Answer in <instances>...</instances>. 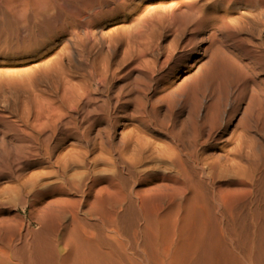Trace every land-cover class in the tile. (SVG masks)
<instances>
[{
  "label": "bare ground",
  "instance_id": "bare-ground-1",
  "mask_svg": "<svg viewBox=\"0 0 264 264\" xmlns=\"http://www.w3.org/2000/svg\"><path fill=\"white\" fill-rule=\"evenodd\" d=\"M43 1L60 2L28 0L21 19L0 0V111L11 119L0 128V264H264L235 230L244 218L264 222V100L254 83L244 81L228 114L219 91L104 97L92 85L143 57L153 0H122L118 11L78 0L74 25L59 28L50 10H33ZM134 4L142 28L128 34ZM214 6L235 25L256 9L264 26V0ZM161 102H182L180 117Z\"/></svg>",
  "mask_w": 264,
  "mask_h": 264
},
{
  "label": "rangeland",
  "instance_id": "rangeland-1",
  "mask_svg": "<svg viewBox=\"0 0 264 264\" xmlns=\"http://www.w3.org/2000/svg\"><path fill=\"white\" fill-rule=\"evenodd\" d=\"M122 0H102L114 8L121 10ZM154 12L151 14L149 28L146 30L150 34L149 41H141L139 45L143 48V57L139 62L126 67L116 77L110 78L104 85L93 84L92 89H100L103 96H111L119 92L131 90L133 94L140 91L147 93H177L182 91L198 90L199 92L210 93L219 91L229 95L223 101V107L227 114L239 102L240 93L244 92V81L250 80L254 83L256 90L262 94L264 100V26L256 16L257 10L250 16H241V24L221 20L216 15L214 6L215 0H153ZM163 2H165L163 4ZM28 0H6V5L11 12L21 19H24V10ZM137 5L143 7L144 1L138 0ZM33 10L50 12L58 18L56 25L72 26L71 11L79 6L78 0H60L57 4L31 3ZM138 6L130 10V19L125 22L128 27V34L142 28L139 23H132L137 17ZM105 7V6H104ZM99 2L93 7H88L90 11L100 9ZM234 16H238L241 10H233ZM230 19V18H229ZM117 24H123L118 22ZM31 28L35 26L30 23ZM113 28L111 24H105V29ZM82 33V32H81ZM83 34V33H82ZM140 40V39H139ZM25 43L30 46L32 38H26ZM118 45V52L115 58H120L123 42ZM138 43V42H137ZM149 46V49H148ZM57 48H62V43L57 44ZM108 56L106 50L96 54ZM63 63L70 67L72 61L63 54ZM77 73H83L78 70ZM88 78V77H87ZM182 102L173 103L171 106L167 102H161L163 112L167 116L180 117V107ZM241 104H244L241 101ZM112 102L105 104L110 108ZM3 103L0 101V109ZM241 111L243 107H240ZM241 112L238 111V115ZM11 119L8 112L0 111V128ZM131 122V121H129ZM135 123L136 122H131ZM141 130L151 133V130ZM126 126L120 129L124 130ZM35 168V167H34ZM36 169V168H35ZM33 167L26 170V173L33 171ZM252 209L250 212L252 213ZM255 224L251 219L244 218L237 221L235 230L245 233L249 242L253 243L256 249V258L264 263V222ZM263 238V239H262ZM262 246L263 251L260 249Z\"/></svg>",
  "mask_w": 264,
  "mask_h": 264
}]
</instances>
